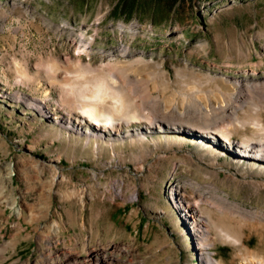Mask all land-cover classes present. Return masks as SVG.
Segmentation results:
<instances>
[{
	"label": "rangeland",
	"instance_id": "374dc122",
	"mask_svg": "<svg viewBox=\"0 0 264 264\" xmlns=\"http://www.w3.org/2000/svg\"><path fill=\"white\" fill-rule=\"evenodd\" d=\"M119 2L0 0V264H207L194 224L210 264L264 261V162L229 146L264 142V0Z\"/></svg>",
	"mask_w": 264,
	"mask_h": 264
},
{
	"label": "bare ground",
	"instance_id": "6f19581e",
	"mask_svg": "<svg viewBox=\"0 0 264 264\" xmlns=\"http://www.w3.org/2000/svg\"><path fill=\"white\" fill-rule=\"evenodd\" d=\"M239 99H240V96H236L235 97V100L233 101V103L230 104V105H228L227 107L223 108L222 109V113L219 114V116H217V117L220 118V120L222 119L223 121L235 120L237 118L236 117V113H237L236 112L237 111L236 102ZM196 101L200 105L199 108H201V110L204 111V112H207L208 113V112H212L215 109H217V107H215L212 104V102H211L210 99H208V102L207 103H203L199 99L196 100ZM163 105H164V103H162L160 101L159 102H156L155 101V103H153L152 105L149 106V108L152 109L155 113L158 112V114L155 117L153 116L154 119H155L154 124H156L157 127H160L161 126L163 128L164 127H166V128H180V129H186V130L193 129V130H196V131H199V132H205V133L212 132L209 129L210 126H209V123H208L207 120L198 118V119H196L195 122H190V123L187 122V124H184L181 119H177V118L175 119V116H177V115H179L181 113V112L178 111V108H177L176 105H173L170 108V112L169 113H165L166 111L163 110ZM194 105H192V106H194ZM196 106H197V104H196ZM98 108L99 107L96 104L90 103L85 108H82L81 109L82 112L89 118V120L92 121V124H94V125H96V123L100 121L99 114H98ZM186 109H189V107L186 108ZM192 115H194V114H192ZM203 117L204 116H202V118ZM106 120L107 121H110L111 119L110 118H107ZM171 120H173V121H171ZM212 133L216 134V136L218 134H220V132L218 130L216 132H212ZM229 137L230 136H227V135H224L223 136V138L225 139V141H228L229 140ZM229 146L231 147L232 151L236 154L237 157H240V158H248V159H253V160H260V161L264 162V142H262V141L260 142V141H255V140H247V141L245 140V142H240V143L234 142V143L230 144ZM211 189L214 192H211ZM216 190H217L216 187L210 186L209 190L205 191V194L203 196L209 197L213 201L218 202V203H220V204H222L224 206H227L228 205L227 204L228 203V200L224 196H222V195L218 194L217 192H215ZM171 192L174 195V198L178 194L177 193L178 192L177 189H173L172 188L171 189ZM203 196L201 198H203ZM237 207L238 206H236L234 208H237ZM195 209L196 210L197 209H200V207L197 206V205H195V206H193V211ZM192 214L193 215H191L189 217H192L193 218L194 217V212ZM192 227H193V229L195 231V237L198 238V239H200V241H201V244H200L201 245V249L199 247V253H200L201 257L206 261V263L207 264H210L213 261V259L208 254V252L206 250L207 249V246H205V241H206V238H207L208 231L203 226L198 225V224H194V225H192ZM225 234L228 235L229 233H225ZM236 240H238V239H236ZM92 264H108L107 263V258L105 256H103V255H100V254L98 255L97 254V255H95V258H94ZM254 264H264V261L259 260V261H257Z\"/></svg>",
	"mask_w": 264,
	"mask_h": 264
},
{
	"label": "trees",
	"instance_id": "16d2710c",
	"mask_svg": "<svg viewBox=\"0 0 264 264\" xmlns=\"http://www.w3.org/2000/svg\"><path fill=\"white\" fill-rule=\"evenodd\" d=\"M180 0H120L115 8L117 14L131 15L142 9H149L152 12L169 8L175 5Z\"/></svg>",
	"mask_w": 264,
	"mask_h": 264
}]
</instances>
